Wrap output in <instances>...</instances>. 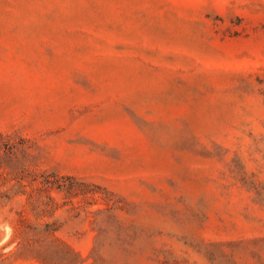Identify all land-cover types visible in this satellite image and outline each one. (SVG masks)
I'll list each match as a JSON object with an SVG mask.
<instances>
[{
	"label": "rangeland",
	"instance_id": "374dc122",
	"mask_svg": "<svg viewBox=\"0 0 264 264\" xmlns=\"http://www.w3.org/2000/svg\"><path fill=\"white\" fill-rule=\"evenodd\" d=\"M0 264H264V0H0Z\"/></svg>",
	"mask_w": 264,
	"mask_h": 264
}]
</instances>
